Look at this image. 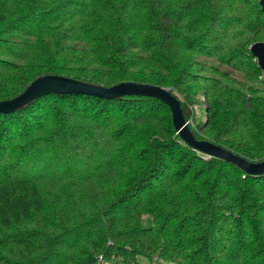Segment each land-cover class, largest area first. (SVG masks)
<instances>
[{
	"label": "trees",
	"instance_id": "16d2710c",
	"mask_svg": "<svg viewBox=\"0 0 264 264\" xmlns=\"http://www.w3.org/2000/svg\"><path fill=\"white\" fill-rule=\"evenodd\" d=\"M257 41L258 0H0V100L46 74L156 84L195 138L257 161ZM99 255L264 264V173L190 147L151 96L48 93L0 113V264Z\"/></svg>",
	"mask_w": 264,
	"mask_h": 264
},
{
	"label": "water",
	"instance_id": "95a60500",
	"mask_svg": "<svg viewBox=\"0 0 264 264\" xmlns=\"http://www.w3.org/2000/svg\"><path fill=\"white\" fill-rule=\"evenodd\" d=\"M264 13V0H258ZM251 54L264 73V41H257L249 46ZM48 93H81L99 97L119 98L125 95H142L155 97L164 102L170 110L173 127L176 133L190 147L207 155L215 156L234 163L249 174L264 173V157L250 161L232 151L205 139H197L185 120L180 102L169 88L151 83L120 81L110 86L80 81L72 77L46 74L31 80L26 87L12 98L0 100V113L13 111L30 103L32 100Z\"/></svg>",
	"mask_w": 264,
	"mask_h": 264
},
{
	"label": "built area",
	"instance_id": "2783aa9c",
	"mask_svg": "<svg viewBox=\"0 0 264 264\" xmlns=\"http://www.w3.org/2000/svg\"><path fill=\"white\" fill-rule=\"evenodd\" d=\"M97 264H111V263L105 260L101 255H99L97 257ZM149 264H160V261L157 258H154Z\"/></svg>",
	"mask_w": 264,
	"mask_h": 264
},
{
	"label": "rangeland",
	"instance_id": "374dc122",
	"mask_svg": "<svg viewBox=\"0 0 264 264\" xmlns=\"http://www.w3.org/2000/svg\"><path fill=\"white\" fill-rule=\"evenodd\" d=\"M188 123L190 124V125H192L193 126V122H192V120L190 119V120H188ZM194 127V126H193ZM150 223V221H147L146 222V224H149ZM158 259V258H157ZM159 260V259H158ZM140 261L141 262H143L142 264H149L148 262H147V260H145V259H143V258H140ZM160 261V264H165L164 262H162L161 260H159Z\"/></svg>",
	"mask_w": 264,
	"mask_h": 264
}]
</instances>
